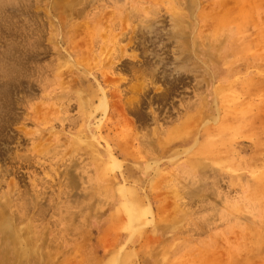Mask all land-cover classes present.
I'll list each match as a JSON object with an SVG mask.
<instances>
[{
  "label": "rangeland",
  "instance_id": "374dc122",
  "mask_svg": "<svg viewBox=\"0 0 264 264\" xmlns=\"http://www.w3.org/2000/svg\"><path fill=\"white\" fill-rule=\"evenodd\" d=\"M3 9L0 264H264V0Z\"/></svg>",
  "mask_w": 264,
  "mask_h": 264
},
{
  "label": "bare ground",
  "instance_id": "6f19581e",
  "mask_svg": "<svg viewBox=\"0 0 264 264\" xmlns=\"http://www.w3.org/2000/svg\"><path fill=\"white\" fill-rule=\"evenodd\" d=\"M13 1H16V0H0V16H3L2 15V12L4 11V9L3 8H5V6L6 5H8V4H12V2ZM21 4V3H20ZM19 7V6H18ZM20 9V8H19ZM23 12V11H22ZM25 12V11H24ZM6 17H9V15L8 16H6ZM173 29L175 30V32L176 33H178V34H181V33H184V29H183V26H182V23L179 21V22H177V24H175V25H173ZM199 40V39H198ZM80 62V61H79ZM16 64V63H15ZM17 75V74H16ZM258 80V79H257ZM256 80V81H257ZM260 80V79H259ZM8 82V81H7ZM257 83V82H256ZM4 86L6 87V84L7 83H5V81H4ZM4 92V91H3ZM3 95V97H2V99L4 98V99H6L7 98V96H8V93H7V91L5 90V92L2 94ZM1 98V97H0ZM103 104V103H102ZM103 106V105H102ZM229 119V118H228ZM10 213V212H9ZM13 218V217H12ZM16 218V217H15ZM10 219V218H9ZM22 226H24L23 224H22ZM20 227H21V225H20ZM19 227V228H20ZM1 228H2V230L4 231L5 230V228L6 229H8L9 227H8V219L5 217V218H2V221H1ZM18 229V228H17ZM14 231H15V229H14ZM6 246L7 247H9V245H8V241H7V244H6ZM24 250V249H23ZM23 255H24V253H23ZM26 256V255H25Z\"/></svg>",
  "mask_w": 264,
  "mask_h": 264
}]
</instances>
